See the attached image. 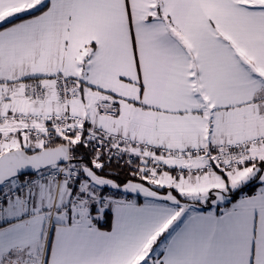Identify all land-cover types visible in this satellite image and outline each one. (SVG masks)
Wrapping results in <instances>:
<instances>
[{
	"label": "snow or ice",
	"instance_id": "obj_1",
	"mask_svg": "<svg viewBox=\"0 0 264 264\" xmlns=\"http://www.w3.org/2000/svg\"><path fill=\"white\" fill-rule=\"evenodd\" d=\"M0 264H264V0H0Z\"/></svg>",
	"mask_w": 264,
	"mask_h": 264
}]
</instances>
